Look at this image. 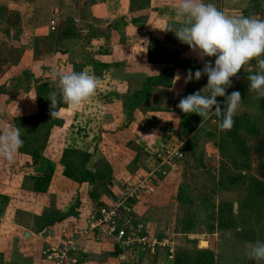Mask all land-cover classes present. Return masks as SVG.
Listing matches in <instances>:
<instances>
[{"label": "crops", "instance_id": "obj_1", "mask_svg": "<svg viewBox=\"0 0 264 264\" xmlns=\"http://www.w3.org/2000/svg\"><path fill=\"white\" fill-rule=\"evenodd\" d=\"M142 1L150 2V5H147L149 7ZM263 1L259 0L260 7ZM178 4L179 0H0V85H4L0 95V117L8 112L9 123L15 124L11 118L18 115L16 112L12 113L11 108L19 96L30 95L42 83H49L56 88V84L51 79L52 68L76 72L87 69L89 74L99 78L100 94L96 92L93 98L81 105L74 112L75 117H67L75 121V125L71 126V130L76 133L73 137H78L75 141L78 143L81 140L82 144L92 147L89 150L95 152V157L91 159L93 161L102 153L99 149L100 133L106 134L111 140L118 135L119 129H109L107 120L110 122L112 120L113 126L119 122L121 131H135L133 132L135 135L138 128L134 130V126L138 127L144 122L138 113L137 118H134L132 124L128 126L131 115L129 111H125V100L141 90L148 77L158 76L165 67V65L152 64L148 61L149 38L142 36V32L150 30L152 25H170L176 20L175 9ZM137 5L139 7L136 8ZM220 5L221 11L226 15L239 17L243 16L245 10H251L254 7V1L221 0ZM141 7L147 8L139 10ZM261 15L260 8L259 13L251 17L258 19ZM62 16L63 19L59 20ZM75 19L80 20L83 33L75 26ZM53 20L59 21L56 31L51 29ZM140 27L143 30L138 32ZM17 29H21L22 34L15 38ZM157 35L156 32L153 33V36L160 40L164 37V35ZM188 51L183 54H188ZM179 54L181 56L182 53ZM190 57L181 56L182 59H190ZM210 60L214 64L215 58ZM179 72L185 71L176 69L174 77ZM19 78L21 81L17 82ZM181 84L182 80L176 83L173 81V88L169 91L157 92L151 103L154 104L158 99L159 106H170L173 98L176 101L180 88L186 85ZM248 86L250 87V82ZM263 101L264 97L259 99L253 97V107L259 103L264 105ZM84 105L95 108L101 106L103 113L101 116L98 114L96 118H90L86 115ZM66 111L67 109L60 116L65 115ZM165 114L166 112H150V115L143 117L144 124L153 122L152 126L161 127L160 130L166 132L170 123H167V126L161 123L166 121L172 113L167 117ZM87 121L89 124L93 122L97 124L91 127L87 125ZM254 131L251 134L257 136L258 130ZM89 138L92 143H87ZM260 141L257 140L256 145H260L258 150L262 151L264 139ZM256 151L257 149L255 150L257 154ZM104 159L102 166H108L107 168L110 167L113 170L110 162L105 157ZM33 165L35 169L30 177L39 175L37 164ZM15 167L18 168L17 160ZM15 167L10 165L7 168ZM262 168L257 163L255 169L260 175L255 177L264 182ZM89 169L97 173L93 168L89 167ZM101 174L97 181L100 183H102ZM9 182L13 183L11 180L0 183V195L7 198V203L0 208V260L3 264H51L49 255L53 248L61 245V240L64 238L62 232H71V225L82 218L87 219L90 212L95 211L92 205L96 208L95 202L100 203L103 200L102 198L97 200L96 197L103 191H98V184L94 182L90 186L88 195L92 210L88 208L86 211L81 210L79 212L82 214L79 213L77 217H69L52 228L38 232L37 221L44 212L34 215L32 214L34 210L31 209L18 210L21 208L16 206L17 201L4 192L3 184L6 186L10 184ZM33 194L41 197L36 193ZM133 211L135 212V209ZM131 215H129L130 218ZM130 220H133V217ZM84 230H86L84 227H80L75 231L76 235L82 234ZM87 235L81 251L75 255V264H171L163 253L152 255L148 251L135 249L124 251L113 244L110 238L105 239L98 231L91 232L92 236ZM67 239L70 238L67 237ZM117 249L122 252L119 257L114 253Z\"/></svg>", "mask_w": 264, "mask_h": 264}, {"label": "rangeland", "instance_id": "obj_2", "mask_svg": "<svg viewBox=\"0 0 264 264\" xmlns=\"http://www.w3.org/2000/svg\"><path fill=\"white\" fill-rule=\"evenodd\" d=\"M204 2L213 3L219 10H221V0H204ZM142 3H144V1H142ZM260 8L262 15L259 16L258 19L264 20V1L261 3ZM61 19H63V16L60 17L59 20ZM58 23L59 21L56 22V28ZM169 26L173 28L177 27V21L175 20L167 26L165 24H157L155 26L152 25L150 30L152 33L156 32V34L160 36L164 35L162 40L165 41H162V43L166 48H169L171 52L173 50L174 52L183 54L189 50L187 52L188 54H181V56H191L190 60H194L196 62V67L193 69L191 68L193 72L203 67V62L197 58V55L190 50L188 45H183L177 39L175 33L162 32L158 29ZM78 28L82 32V25ZM249 67H251L252 73L244 72V70L241 69L240 73H238L239 79L235 77L232 78V87L227 89V93L229 95L232 93L231 91L236 83L238 86L242 87L244 91H247L245 92L246 95H252L251 100H249V102H252L253 97H257L258 99L260 98L256 92L249 91V81L247 79L249 74L256 73V61H251ZM183 71L185 72H179L182 77L180 79L182 80V86L185 85L183 77L186 75L188 70ZM207 81L208 77L206 75L202 76L199 81L194 79L196 91L203 89L206 86ZM97 93L100 94L98 90ZM202 94L208 95L207 90H205ZM217 100L223 110L226 104V97H217ZM247 102L248 100L246 102L241 100L238 111L233 116L234 123L231 130L221 132L219 130L221 117L211 115L202 123V131L200 130L199 132L197 129L189 137L186 139L184 138V140L182 139L179 131L181 115L183 112L177 107L179 104L178 101L176 102V106H172L170 110L166 109V111H164L166 112V117L168 114L172 113L166 121L161 123V125L166 126L167 123H170L166 132L165 130H160L161 127L157 128L154 127L155 125L152 126L153 122L144 124L145 119H143V117L145 118V116L150 115L151 111L142 115L141 118L144 123H141L138 127L135 125L136 127L134 126L133 128L134 130H136V128H138V130L142 129L145 132L144 141L142 142L144 150L140 152V160L138 163H134L133 158H128V160L124 162L122 161L119 164L120 169L117 173L118 175L115 177H112V175L116 166L113 167L112 163H110L111 168H113V170H111L110 167L107 168L108 166H102L101 164L102 162H105L104 154L101 153L95 160L90 161L91 164H88V166L93 168L97 174L102 173L100 176V181L102 183L97 182V184L98 191H103V193L96 198L97 200L98 198H102L103 200L101 199L102 201H100V203H103L100 204L99 201L95 202L96 208L92 205V209L95 211H91L89 217H86L87 219L82 218L80 221H75L71 225V232H62L64 238L61 240V244L68 241L67 237L72 238L76 236L75 231L79 230L80 227L88 229L90 227L89 221L91 220V217L93 218V215H97L99 209L104 204H112L111 202L115 200V196L113 197L110 194L106 196L104 194L105 188L103 189V186L105 187L106 184L112 181L115 183L114 190L117 193L119 190H122L123 187L125 189L136 187L139 180L143 181L142 184H144V181L146 182V180L153 174L152 180L148 182L149 185H144L148 189V192H144L142 194V199H140V201L128 202L129 204H126L128 211L122 210V216L125 222H132L133 225L144 226L145 228L151 229L153 232L152 234L157 237H162L163 235L170 236L174 245L177 246V250H194L195 248L213 250L216 255L217 264H257L255 260L250 259L246 254V245L248 243H243L241 241L242 239H245L242 233L245 234L244 229L246 228H243L242 232L237 229L229 230V227L220 231L216 229V233L214 234H211L209 230V227L212 224L217 226L218 218L221 215L219 211L222 209V204L229 202L234 204V211L237 213V220H245L247 227L255 228V237L262 242L264 241V234H262L264 217L260 216L262 214L259 213L260 209H258V203L255 202L251 206L245 205L244 208H239L241 204H244V201H242L244 199L243 197L247 195L249 190L248 188L251 187V177L260 175L255 169L257 163H259L264 170V146H262L263 148L261 151L258 150L260 145H256L257 140L262 141L264 136H262L261 132H259L261 135L258 134L257 136L255 134H251L254 130L258 129L259 122L263 123L264 121V105H260L259 103L256 107H253V103L249 104ZM60 104L61 103H58V105ZM84 107L86 109L85 112H87L86 115H89L90 118H96L98 114L101 116L103 113V107L101 106L99 108H95L84 105ZM77 110L78 109L67 108L65 115L58 118L61 120H65L64 118H66L65 124L60 129L55 130L50 139V158L56 163L59 175H61L62 172V166L60 165L62 150L77 149L91 152L89 150L92 148L91 146L89 147L88 144H82L81 140L77 143L75 140H77L78 137H73L76 136V133L71 130V126L75 125V121L72 118L69 120V118L74 116V112ZM214 110L215 108H213V111ZM64 111L65 109H63L61 113ZM11 112H15L13 107L11 108ZM9 119H3V121H0V129L8 126L10 121ZM12 120H14V118H11V121ZM106 122L109 129H119L117 131L118 135L112 139V142L117 143L118 148L122 151L137 155L136 152L138 151L136 149L132 148L128 150L127 147L123 145V143L126 144L128 141L137 142L135 139L136 135H134L135 131H121V125L119 122H116L114 126L111 124L113 123L112 120L111 122L110 120H107ZM96 124V122L89 124L87 121V125L91 127ZM14 125L19 128L20 133L26 128L31 129L35 126L32 123H15ZM233 130L242 134L244 145L239 144L235 140L229 139L228 133ZM98 132L100 133L99 129ZM196 135L198 138H196ZM39 136L43 137L44 133ZM99 136L101 139V133ZM190 139L192 141L191 144L188 145ZM94 140L96 139L94 138ZM87 141V143H92L90 142L91 138ZM74 142H76V144H73ZM136 144L139 146L138 143ZM137 146H135V148L138 149L140 146ZM244 146L251 148V152L244 154ZM256 149L257 154L255 153ZM93 154H95V152H93ZM135 155L133 156L136 157ZM93 157H95V155ZM25 159L30 160L29 157L25 158V156L19 153L16 154L15 162L13 164H9L6 160L0 158L1 167H6L4 168L7 180H4V182L10 180L13 182H9L10 184H6V186L3 184V188L5 189L4 192H7L13 200L17 201L15 202L17 204L16 206L21 208L18 210L31 209L34 210L32 213L34 215L41 214L43 212V215H53L57 211H60L61 213L69 212L71 206L74 205L77 196L75 194V185H73V183L71 184L69 181L65 183L66 187L58 189V187H56L57 179L55 178L50 192L46 194L47 196L36 197L35 194H33L34 192L32 193L31 188L33 186V181L30 179V176L33 174V169L35 168L32 162L28 163ZM16 160L18 164L17 169L15 167ZM4 162L6 164L3 165ZM247 163L250 167V170L248 171L245 169ZM10 165L15 168H7L10 167ZM160 170L165 172L163 178L156 177V174ZM237 171H243V173L246 174V184L241 185V188L238 190H236L233 186V191H227L224 188H221L220 181L222 176ZM100 174H98V176ZM122 181L126 183V187L120 184ZM114 190L112 191L113 193ZM93 191H95V189H93ZM90 202L91 200L88 196H86L81 203V206H79V208H77L78 210H76L77 215L81 210H92L89 206ZM2 203L3 200L0 198V206ZM134 209L135 212L133 211ZM240 211L241 213H239ZM132 212H134L133 215H131ZM77 215L72 217H77ZM129 215L133 217V220H130L132 217L130 218ZM185 223L191 226L193 225L194 232L196 233L190 235L183 234L182 232H184ZM216 228H218V226ZM90 234L91 233L87 236H92ZM105 239H108L106 235ZM202 242H207L208 246L204 247L201 244ZM113 244L116 243L114 242Z\"/></svg>", "mask_w": 264, "mask_h": 264}, {"label": "trees", "instance_id": "obj_3", "mask_svg": "<svg viewBox=\"0 0 264 264\" xmlns=\"http://www.w3.org/2000/svg\"><path fill=\"white\" fill-rule=\"evenodd\" d=\"M254 7L251 10H245L243 12V16L251 17L255 14L259 13L260 4L259 0H253ZM150 5V2L147 4ZM139 7L138 5L136 8ZM149 7V6H147ZM147 7H141L139 10H144ZM143 30L142 27L138 29V32ZM22 34L21 29H17L15 32L14 37L18 38ZM142 36L149 38V47H148V61L152 64H160L165 65L164 70L158 76H150L148 77L141 90L136 92L133 96H128L125 100L126 105H124L125 111H129L131 115L130 123L131 125L134 118H137L139 113L140 116L144 115L146 112H164L166 109L172 108V106H176V102H180L182 97H186L189 94L195 93V84L194 80L185 87L180 88L179 95L176 98V101L170 103V106L164 107L158 105V99L155 100L154 104L151 103L153 97L159 91H169L173 88V79L175 75V70H189L196 67V62L190 59H182L178 52H171L169 48H166L162 40L158 39L157 37L153 36L151 30L146 32H142ZM13 37V39H14ZM118 66V65H117ZM26 75V73H25ZM21 78L17 80L20 82ZM4 88V85H0V95L2 94L1 90ZM57 90L53 88L49 83H42L38 85L35 90L30 95L19 96L13 103L12 107L14 108L16 114L18 116L14 117V121L17 124H24V123H32L35 126L30 128H26L23 130L21 134V138L23 139L24 143L23 146L19 149L18 153L25 156V158L29 157L33 164H37V171L39 175L32 176L30 179L33 181V186L31 188L32 192L36 193L37 195H46L50 192L51 186L54 179H57V187L58 189H62L65 186V183L71 182L75 185V194L76 200L74 205L71 206L70 211L67 213H61L57 211L53 215L44 214L43 216L38 218L37 224L39 225L37 230L38 232H42L46 228H52L57 224H60L67 220L69 217L76 216L81 203L83 202L84 198L89 195L90 186L94 183L99 181L98 175L93 170L89 169L88 164L90 163L92 157L94 156L93 152H87L77 149H65L62 150V157L60 160V165L62 166L61 175L58 174V168L56 167V163L51 160L50 158V139L53 132L57 129H60L64 124L65 120H61L58 118L52 119L50 115V105L51 101L48 100V94L51 91ZM233 91H239L241 94V98L243 102L252 103L251 100L252 95H246L242 89V87L238 86L236 83L233 86ZM173 92V91H172ZM11 103V101H10ZM9 105V104H8ZM58 107H62L63 109H67V105H63L62 103L58 105ZM164 107V108H163ZM169 107V108H168ZM3 119H9V113L6 112L5 115L0 117V121ZM202 118L197 114H185L182 113L181 121L179 126V131L181 133L182 139H186L192 133H194L197 129L200 132L202 129ZM204 122V121H203ZM127 126V128H128ZM38 127V128H37ZM30 129V130H29ZM257 135L261 132L262 136H264V121L259 122V127L257 129ZM202 131V130H201ZM44 133V136L41 135ZM144 130H136V140L135 141H128L126 144L123 143L128 150L134 148L138 152L137 155L131 154L130 152H124L118 148L117 143L112 142V140L106 135H101V140L99 141V149L105 155V157L112 163L113 167L116 166L113 176L115 177L118 175L119 171V164L123 161L128 160V158H133L134 163H138L141 158V151L144 150V146L142 142L144 141ZM259 134V135H261ZM195 135V134H194ZM193 135V136H194ZM228 137L231 140L237 141L239 144L244 145L242 134L236 132V130L230 131L228 133ZM196 138L197 135H196ZM192 139V138H191ZM189 140L188 145L191 144L192 140ZM122 144V143H121ZM246 145V144H245ZM135 146L139 147L138 149ZM193 146V145H192ZM244 148V154L251 152V148ZM135 155L136 157H134ZM248 155V154H247ZM245 165V164H244ZM125 166V165H124ZM113 169V168H112ZM239 169V168H238ZM245 169L250 170V167L247 166ZM240 170V169H239ZM117 171V172H116ZM6 171L4 167L0 166V183L1 181L7 180ZM243 171L231 172L222 176L220 181V187L224 188L225 190L233 191L232 187L234 186L236 190L241 188V185L246 184L247 177ZM156 177L163 178L162 172H158ZM123 186L126 187L125 182H120ZM115 183L110 181L108 184L105 185L104 194L115 196L114 203L117 198H119L120 194L124 191V187L122 190H119L117 193L114 190ZM71 187V186H70ZM122 187V186H121ZM120 187V188H121ZM118 188V186H117ZM247 195L243 197L244 204H241L239 207L240 209L244 208V206L248 205L251 206L253 203H258V209H260L259 213L262 214L260 216L264 217V182L260 179L256 178L255 176L251 177V187L248 188ZM72 190V189H71ZM114 190V194L112 191ZM1 196V195H0ZM3 203L2 205L7 203V198L1 196ZM135 200L128 201L133 202ZM127 203V204H129ZM222 209L219 211L221 215L218 218L217 226L212 224L209 227L210 233H216V229L218 231L224 230L226 228L237 229L242 232L243 228L245 239L241 241L243 243H255L258 240L255 237V228L247 227V223L245 220H237V213L234 211V204L233 203H223ZM1 208V206H0ZM60 212V213H59ZM241 213V211L239 212ZM239 215V214H238ZM132 223V222H131ZM99 234H101L100 229L96 230ZM184 232L185 235L194 234L193 225L186 224L184 225ZM252 234V235H251ZM262 234H264V227H262ZM102 235V234H101ZM103 236V235H102ZM264 240V236H263ZM264 242V241H263ZM122 249L120 246H118ZM117 249L114 253L116 256L122 254L121 250ZM123 250V249H122ZM0 264H3L0 260ZM171 264H217L216 262V255L213 250L209 249H199L195 248L194 250L189 249H178L175 252L174 260L171 261Z\"/></svg>", "mask_w": 264, "mask_h": 264}, {"label": "clouds", "instance_id": "obj_4", "mask_svg": "<svg viewBox=\"0 0 264 264\" xmlns=\"http://www.w3.org/2000/svg\"><path fill=\"white\" fill-rule=\"evenodd\" d=\"M175 17L177 27L158 29L175 33L177 39L188 45L203 62L202 69L187 71L183 77L184 83L187 85L194 79L199 81L202 76L208 77L203 89L182 97L177 107L185 114L199 115L202 118L201 125L211 115L221 117L219 130L229 131L233 127V116L238 111L242 98L239 91H233L229 95L227 89L232 87L233 77L239 79L241 69L252 73L249 65L253 60L256 61L257 71L247 76L249 91L264 97V20L229 16L215 4L205 3L204 0H179ZM206 58H215L214 64ZM181 78L177 73L173 81L176 83ZM51 79L57 88L48 94L52 119L59 118L63 110L58 107V103L67 105L70 109H79L96 95L100 84L99 78L89 74L87 69L76 72L52 68ZM205 90L208 95L202 94ZM217 97H226L223 110ZM23 143L16 125L10 123L0 129V158L13 164ZM246 254L257 264H264V242L256 240L255 243H248Z\"/></svg>", "mask_w": 264, "mask_h": 264}, {"label": "built area", "instance_id": "obj_5", "mask_svg": "<svg viewBox=\"0 0 264 264\" xmlns=\"http://www.w3.org/2000/svg\"><path fill=\"white\" fill-rule=\"evenodd\" d=\"M56 22V20L51 22V29L53 31L57 29ZM74 23L76 27H81L79 19H75ZM162 174L164 175L165 172H162ZM152 176L153 174L146 182L144 181V184H142L143 181L139 180L136 187L125 189L114 203L109 205L104 204L99 209L98 214L93 216L89 221L90 227L82 234L76 235L67 242L53 248L49 255L51 264H75V255L85 243L86 235L98 229H100L104 237L106 235L107 238L114 239L113 241L116 245L120 246L123 250L148 251V253H152L153 255L163 253L170 262L173 261L177 246L174 245L170 236L163 235L162 237H157L152 234L151 229L133 225L131 222L127 223L122 216V210L128 211L126 207L128 201H140L142 194L148 192V189L144 185H149L148 182L152 180Z\"/></svg>", "mask_w": 264, "mask_h": 264}, {"label": "bare ground", "instance_id": "obj_6", "mask_svg": "<svg viewBox=\"0 0 264 264\" xmlns=\"http://www.w3.org/2000/svg\"><path fill=\"white\" fill-rule=\"evenodd\" d=\"M204 247L205 246H208V243H206V242H203V244H202Z\"/></svg>", "mask_w": 264, "mask_h": 264}, {"label": "water", "instance_id": "obj_7", "mask_svg": "<svg viewBox=\"0 0 264 264\" xmlns=\"http://www.w3.org/2000/svg\"><path fill=\"white\" fill-rule=\"evenodd\" d=\"M206 243H207V242H206ZM201 244H203V242H202Z\"/></svg>", "mask_w": 264, "mask_h": 264}]
</instances>
